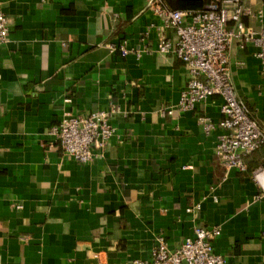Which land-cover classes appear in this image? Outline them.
Here are the masks:
<instances>
[{
  "label": "crops",
  "instance_id": "1",
  "mask_svg": "<svg viewBox=\"0 0 264 264\" xmlns=\"http://www.w3.org/2000/svg\"><path fill=\"white\" fill-rule=\"evenodd\" d=\"M165 1L198 9L211 0ZM246 4L255 16L245 25L264 27V0ZM0 9L9 27L0 46V264H132L150 259L157 236L172 249L197 224L220 229L213 246L225 264H264V191L251 179L264 145L243 169L218 160L222 129L205 134L198 120L217 124L216 95L160 114L176 107L189 73L157 52L162 20L146 0H0ZM122 42L133 51L113 48ZM255 51L233 40L229 76L263 126ZM110 106L115 133L100 155L80 163L57 148L49 131L65 112Z\"/></svg>",
  "mask_w": 264,
  "mask_h": 264
},
{
  "label": "built area",
  "instance_id": "2",
  "mask_svg": "<svg viewBox=\"0 0 264 264\" xmlns=\"http://www.w3.org/2000/svg\"><path fill=\"white\" fill-rule=\"evenodd\" d=\"M146 4L162 20L157 26V52L174 54L187 65L189 73L176 107L164 106L160 114H172L174 109L194 110L209 96H218L221 101L217 124L207 116H199L198 120L205 134L217 126L222 129L214 148L218 160L226 167L243 169L244 157L264 144V125L259 126L248 116L246 103L235 95L228 52L233 40L241 46L251 43L256 47L255 57L264 68V27L255 29L245 25L244 17L255 16L246 0H211L198 9H174L165 0H146ZM257 16H261V11ZM8 33L7 19L0 9V46L6 42ZM113 48L123 54L133 51L125 42ZM117 112L114 106L93 109L84 116L65 112L49 133L61 152L80 163H89L101 154L114 135L111 118ZM251 179L264 191V166L255 168ZM192 210L193 207L187 208L189 212ZM219 234L218 227L197 224L193 236L184 238L172 249L163 236H157L150 259H134L132 264H225V257L213 246Z\"/></svg>",
  "mask_w": 264,
  "mask_h": 264
},
{
  "label": "trees",
  "instance_id": "3",
  "mask_svg": "<svg viewBox=\"0 0 264 264\" xmlns=\"http://www.w3.org/2000/svg\"><path fill=\"white\" fill-rule=\"evenodd\" d=\"M206 1H207V0H206ZM263 145H264V144H263ZM263 145H261V146H263ZM258 148H259V147H258ZM250 154H251V153H250ZM247 156H248V155H247ZM247 156H246V157H247Z\"/></svg>",
  "mask_w": 264,
  "mask_h": 264
}]
</instances>
